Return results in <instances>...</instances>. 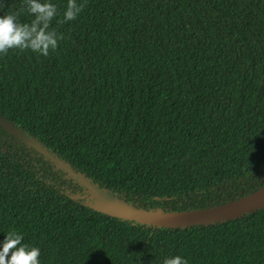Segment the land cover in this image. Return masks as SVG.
Masks as SVG:
<instances>
[{
  "label": "trees",
  "instance_id": "obj_1",
  "mask_svg": "<svg viewBox=\"0 0 264 264\" xmlns=\"http://www.w3.org/2000/svg\"><path fill=\"white\" fill-rule=\"evenodd\" d=\"M53 2L58 48L0 55V241L41 264H264V205L162 226L93 191L168 212L264 186V0H86L67 23Z\"/></svg>",
  "mask_w": 264,
  "mask_h": 264
},
{
  "label": "clouds",
  "instance_id": "obj_2",
  "mask_svg": "<svg viewBox=\"0 0 264 264\" xmlns=\"http://www.w3.org/2000/svg\"><path fill=\"white\" fill-rule=\"evenodd\" d=\"M86 0H66L62 22L76 20L83 12ZM3 0H0V6ZM23 7L32 16L23 22L16 11L0 15V55L9 50H30L33 54L47 57L54 52L64 38L52 24L61 15L53 0H23ZM40 248L23 242V234L8 231L0 241V264H41ZM162 264H189L186 257L174 255L164 257Z\"/></svg>",
  "mask_w": 264,
  "mask_h": 264
},
{
  "label": "water",
  "instance_id": "obj_3",
  "mask_svg": "<svg viewBox=\"0 0 264 264\" xmlns=\"http://www.w3.org/2000/svg\"><path fill=\"white\" fill-rule=\"evenodd\" d=\"M93 191L96 193L94 202L96 209L113 216L162 226L210 223L229 219L264 205V186L247 195L213 207L168 212L138 208L117 197L100 194L94 189Z\"/></svg>",
  "mask_w": 264,
  "mask_h": 264
}]
</instances>
